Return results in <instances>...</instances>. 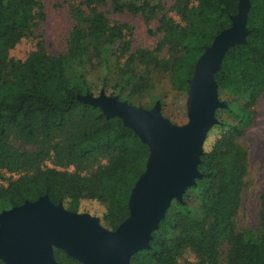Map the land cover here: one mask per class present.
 I'll return each mask as SVG.
<instances>
[{"label":"trees","instance_id":"obj_1","mask_svg":"<svg viewBox=\"0 0 264 264\" xmlns=\"http://www.w3.org/2000/svg\"><path fill=\"white\" fill-rule=\"evenodd\" d=\"M239 1L181 0L177 12L185 22L161 15L159 43L153 50L131 53L128 63L171 72L173 85L188 90L197 62L215 37L231 26ZM249 1L246 42L226 53L214 75L221 89L244 96L247 112L240 117L241 126L222 124L221 136L201 157L202 179L191 190L198 191L203 217H195L185 194L183 202L172 204L153 234L151 249L133 255L131 264H179V256L187 250L198 264H264V192L260 233L247 236L235 220L247 153L234 143L223 146L243 137L264 94V0ZM102 2L86 0L87 9L73 10L76 25L65 53L52 56L40 43L25 61H17L10 52L45 19L43 6L36 0H0V205L8 209L47 196L52 203L77 212L83 201L107 202L106 190L112 183L119 184L122 192L111 202L114 209L106 220L116 228L130 215V192L146 169L149 147L122 119L96 113L65 73L86 44L98 51L125 37V28L99 11ZM113 9L141 14L149 21L162 7L115 2ZM124 46L129 52V43ZM133 87V93L143 88L138 82ZM54 251L60 264H83L63 250ZM0 264L6 263L0 259Z\"/></svg>","mask_w":264,"mask_h":264},{"label":"water","instance_id":"obj_2","mask_svg":"<svg viewBox=\"0 0 264 264\" xmlns=\"http://www.w3.org/2000/svg\"><path fill=\"white\" fill-rule=\"evenodd\" d=\"M249 6V0L239 1L233 25L214 39L197 62L190 81L188 126L175 127L158 108L147 111L117 98L81 97L90 105L106 107L107 118L119 116L150 148L147 170L130 197L128 219L110 233L93 218L70 212L47 196L27 201L0 213V259L6 264H60L54 254L57 248L83 264H130L133 255L150 248L172 200H181L186 187L201 176L203 145L216 123V109L224 106L217 98L214 75L226 53L246 42Z\"/></svg>","mask_w":264,"mask_h":264},{"label":"rangeland","instance_id":"obj_3","mask_svg":"<svg viewBox=\"0 0 264 264\" xmlns=\"http://www.w3.org/2000/svg\"><path fill=\"white\" fill-rule=\"evenodd\" d=\"M36 1L39 5L43 6L45 19L39 21L40 23L34 30L32 36L23 39L10 52V56L17 61H25L27 57L37 49L40 43L44 45L47 53L52 56L65 53L68 49L71 33L76 25L73 10L76 7L87 9L85 5L86 0ZM115 2L120 5L134 4L136 6L149 3L152 6L160 5L162 9L160 13L147 21L141 14L128 11L115 12L113 9ZM180 3L181 0H104V2L98 6L99 11L104 12L112 23L123 26L125 28V37L106 45L102 50L98 51L91 45L86 44L84 53L73 59L66 66L65 73L70 85L81 88L84 96H90L95 99H100L102 97L117 98L121 103L147 111L158 108L160 115L175 127L182 129L188 126L190 123V114L192 112L190 82L188 90L182 91L173 85L171 72H165L154 66L140 64L137 61L128 63L131 53L139 49L153 50L157 43H159L163 36V32L159 31V20L161 15L167 14L178 22H185L177 12ZM249 7L251 9V4ZM39 11V8L34 10L35 13ZM236 15H238V13L231 16V26L233 25V17ZM182 20L184 22H182ZM81 27L84 30L88 28L85 24L81 25ZM125 42L130 45L129 52H127V49L125 50ZM135 82L142 84L143 88L139 93H133ZM216 86L218 101L224 104V106L216 109V123L207 133L203 145V154L205 150L210 148L221 136L223 131L222 124L241 126L240 117L243 113L247 112L245 106L246 100L243 95L229 93L221 89L217 82ZM90 106L96 110V113L102 112L105 115L106 107ZM253 112V120L245 128L243 137L234 138L233 142H228L223 145L226 146L229 143H234L231 145H236V147L241 148L247 153L246 174L243 179L244 188L235 219L238 230L245 233L247 236H256L260 233V196L264 192V94L258 98ZM81 114L82 112L77 114L78 118ZM111 118L120 117L115 115L113 117L111 116L110 119ZM231 145L228 148H230ZM150 154L144 173L147 170ZM229 161L230 158L227 162L229 163ZM199 165L198 172L200 173ZM5 177L6 179L9 178L8 175H5ZM200 179H202V175L198 178H194L193 184L186 187L184 190L181 200L175 198L172 200L165 214V218L175 201H184L185 194L188 195L186 199H188L189 206L195 217L197 219L203 217L198 191L196 190L193 192L191 190L197 186L198 180ZM138 180L131 189L129 201ZM117 192H122L119 184L109 183L106 190L108 196L107 202H100L97 200L83 201L80 203L78 211L74 213L93 218L103 230L113 233L128 219L127 218L116 228H111L109 221L105 218L111 210L114 209L111 202H115L117 199ZM63 206L66 210L73 212L66 205ZM6 210L10 209L4 205H0V213ZM165 218L160 222L159 228L155 232L159 231L161 223ZM151 242L149 249L141 250L138 253L150 250ZM178 263L198 264V258L190 250H187L179 256Z\"/></svg>","mask_w":264,"mask_h":264}]
</instances>
